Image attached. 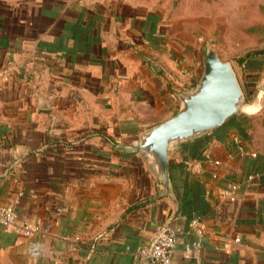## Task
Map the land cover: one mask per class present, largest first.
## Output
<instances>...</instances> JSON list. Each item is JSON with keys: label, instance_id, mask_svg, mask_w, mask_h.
<instances>
[{"label": "crops", "instance_id": "0c3cea01", "mask_svg": "<svg viewBox=\"0 0 264 264\" xmlns=\"http://www.w3.org/2000/svg\"><path fill=\"white\" fill-rule=\"evenodd\" d=\"M162 3L0 0V204L49 226L0 229V264H140L159 223L176 232L172 264H264V63L241 83L259 110L170 152L176 199L153 198L144 157L116 147L171 117L192 76Z\"/></svg>", "mask_w": 264, "mask_h": 264}, {"label": "water", "instance_id": "95a60500", "mask_svg": "<svg viewBox=\"0 0 264 264\" xmlns=\"http://www.w3.org/2000/svg\"><path fill=\"white\" fill-rule=\"evenodd\" d=\"M263 90L259 89V99ZM178 107L175 113L144 131L130 144H116L127 153H140L159 182V192L153 196L176 199L169 171V154L174 148L192 142L221 127L239 112L253 113L244 107L248 102L230 61L221 59L212 45L203 47L202 71L196 83L176 93Z\"/></svg>", "mask_w": 264, "mask_h": 264}, {"label": "rangeland", "instance_id": "374dc122", "mask_svg": "<svg viewBox=\"0 0 264 264\" xmlns=\"http://www.w3.org/2000/svg\"><path fill=\"white\" fill-rule=\"evenodd\" d=\"M162 5L164 27L192 71L184 89L192 87L201 74L205 44L230 61L240 84L243 63H264V0H163ZM262 73L256 75L259 85L264 69Z\"/></svg>", "mask_w": 264, "mask_h": 264}, {"label": "built area", "instance_id": "2783aa9c", "mask_svg": "<svg viewBox=\"0 0 264 264\" xmlns=\"http://www.w3.org/2000/svg\"><path fill=\"white\" fill-rule=\"evenodd\" d=\"M11 70L7 67L0 69L1 76H7ZM185 73V72H184ZM209 164L215 165V160L210 159ZM249 176L248 179H251ZM237 185L233 184L222 191V196L229 201L235 200ZM0 229L4 232H14L24 236L44 235L49 232V226L30 224L18 221L17 212L13 206L0 204ZM235 241H239L236 238ZM176 243V232L165 223L155 226L154 234L147 244L138 248L140 264H172V254ZM227 246V244H226Z\"/></svg>", "mask_w": 264, "mask_h": 264}, {"label": "trees", "instance_id": "16d2710c", "mask_svg": "<svg viewBox=\"0 0 264 264\" xmlns=\"http://www.w3.org/2000/svg\"><path fill=\"white\" fill-rule=\"evenodd\" d=\"M259 56H260V55H259ZM262 56L264 57V55H262ZM253 58H255V57H253ZM253 58H252V59H253ZM240 61H242V59H240ZM252 61H253V62H259V61H256V60H250V62H252ZM243 64H244V63H243ZM243 64H242V67H244V68L248 66V64H247V66H246V65H243Z\"/></svg>", "mask_w": 264, "mask_h": 264}]
</instances>
